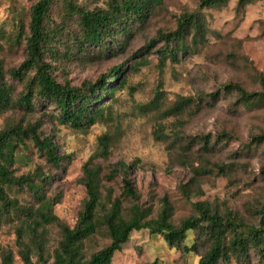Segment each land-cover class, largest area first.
Returning <instances> with one entry per match:
<instances>
[{
  "label": "rangeland",
  "instance_id": "obj_1",
  "mask_svg": "<svg viewBox=\"0 0 264 264\" xmlns=\"http://www.w3.org/2000/svg\"><path fill=\"white\" fill-rule=\"evenodd\" d=\"M36 1L0 0V61L5 72L17 68L25 58V41L14 43L12 38L19 26L21 31H28L30 7ZM71 1L89 10L105 8L107 4V0ZM198 3L199 0H162L145 25L134 26L124 51L99 57L93 49L77 51L73 44L74 36H78L76 17L66 13L63 0H52L45 24L49 29L59 30L55 39L60 41L57 45L61 55L57 59L46 55L45 60L51 63L54 78L79 87L84 81L94 83L112 67L121 66L123 73L117 85L125 79L113 98L102 100L107 106L103 119L85 130L60 124L54 109L39 99L32 101L33 110L29 112L18 107L0 111V130L7 124L26 125L39 120L41 136H52L58 155L67 156L59 162L60 168L55 167L38 153L32 141L25 140L13 165L16 176L34 172L36 168L43 176H49L47 196H59L53 212L67 225H74L86 197L79 179L84 163L91 157L104 174L118 161L129 165L126 177L133 182L137 198L124 201L127 209L136 202L149 208V217L155 218L166 201L172 209L171 222L179 224L184 218L197 216L193 203L203 202L222 215L231 213L245 223H257L264 204L261 172L264 143L257 145L251 139L264 134V101L257 106H246L238 102L236 92L220 90L215 102L206 94L227 83H237L248 92L264 88V0L248 4L240 11L236 10V0H229L221 7L204 8L209 30L205 44L179 54L177 61L167 58L161 63L158 51L163 41L146 45L159 31L172 30L176 18L185 11L196 10ZM66 49L71 50V55H65ZM133 53L137 55L132 57ZM139 58L146 62L136 65ZM6 77L16 97L24 89V79ZM180 96H192L195 101L198 96L203 99L199 109L192 104L180 114H166L165 110ZM152 100V106L144 107ZM222 132L230 134L231 139L217 142V134ZM103 133L111 136L106 159L96 154L97 138ZM206 134L214 146L211 152H204L196 141L182 151L190 138L196 136L198 140V136ZM181 160L188 165L181 164ZM196 166L206 168L207 173L195 175L191 167ZM216 166L222 167V171ZM123 176L120 172L110 180L103 179L114 196L121 193ZM8 192L22 204L34 203L25 189L13 187ZM58 239L57 228L50 225L49 253ZM14 240V225L0 223V249L12 248L15 264H20ZM106 243L108 239L97 234L85 243V248L92 252ZM184 244L189 251L168 246L161 235H150L148 229L133 231L114 253L110 264H150L154 260L159 264H197L208 249L205 236L195 230L188 234ZM248 262L264 264V258L251 252ZM230 263L241 264L236 257H231Z\"/></svg>",
  "mask_w": 264,
  "mask_h": 264
},
{
  "label": "trees",
  "instance_id": "obj_2",
  "mask_svg": "<svg viewBox=\"0 0 264 264\" xmlns=\"http://www.w3.org/2000/svg\"><path fill=\"white\" fill-rule=\"evenodd\" d=\"M228 1L199 0L196 10L180 14L172 30L159 31L157 37L152 38L146 47L162 40L163 47L158 51L160 62L163 63L167 58L177 61L179 54H185L190 48L196 49L207 40L209 30L202 10L224 6ZM256 1L258 0H236V10H243ZM161 2L162 0H107L105 8L89 10L77 6L71 0H63L66 13L76 17L78 36L73 38L75 48L78 52L93 49L99 57L124 51L132 37L134 26L145 25L152 11ZM51 3L52 0H37L33 3L29 12L28 31H21L19 26L13 36L14 43L25 41V58L18 67L5 72L0 61V111L18 107L29 112L33 110L32 101L39 99L42 104L54 109L60 124L85 130L103 119L107 106L101 102L105 98H113L115 90L125 84V79H122L117 85L123 70L121 66H114L94 83L84 81L79 87L70 85L68 81L58 82L52 74L51 63L45 60L46 55L55 59L61 55L57 45L60 41L55 39L59 30L49 29L45 24ZM262 34L264 35V22ZM62 45L65 47L66 44ZM65 55H71V50L66 49ZM136 55L137 53H133L132 57ZM139 59L135 61L136 65L146 62V59ZM6 75L18 80L24 79V89L16 97L13 96ZM220 90L224 93L236 92L238 102L242 105L257 106L264 101V88L248 92L237 83L222 84L218 90L206 96L215 102ZM202 99L203 96H198V101L192 96H180L165 113L180 114L192 104L199 109ZM152 103L154 100L144 107H150ZM39 127L40 121L37 120L26 125L7 124L0 130V223L10 222L14 225V245L20 264H110L114 253L129 240L131 233L141 229H148L150 235H161L168 246L183 247L185 252L190 250L184 244L190 232L195 230L199 235H204L208 241V249L197 264H218L220 261L231 264V257H236L241 264H249L248 255L251 252L264 258V204L260 208L257 223L253 224L236 219L231 213L222 215L212 211L203 202L193 203L197 216L184 218L179 224L171 222L172 209L166 201L157 216L150 218L149 208H143L136 202L128 209L124 206L125 200L135 201L137 193L133 182L126 177L129 165L122 161L116 162L107 174L102 172L98 163L92 162V157L84 163L79 182L85 188L86 197L74 225H67L53 212L59 196H47L49 176H43L39 168L31 173L14 175L15 156L25 140L32 141L38 153L55 167L60 168L59 162L67 158L65 155H58L52 136H41ZM195 138L197 137L190 138L191 141L186 142L182 151L187 150L195 141L200 142L204 152L213 150L209 134L198 136V140ZM230 139L231 135L226 132L217 134V142L225 143ZM251 141L257 145L264 143V134L253 136ZM110 144L111 136L108 133L101 134L97 138L96 154L106 159L110 154ZM180 163L188 165L183 160ZM216 168L222 171V167ZM191 169L195 175L207 173L202 166ZM120 172L124 174L122 190L119 196H114L111 188L105 187L103 179L110 180ZM261 172L264 174V168ZM13 187L25 189L34 203L22 204L17 198L10 196L8 190ZM50 225L57 228L59 239L49 253L47 243ZM97 234L104 235L108 243L87 252L85 243ZM0 264H15L12 248L0 249ZM150 264L159 262L154 260Z\"/></svg>",
  "mask_w": 264,
  "mask_h": 264
}]
</instances>
